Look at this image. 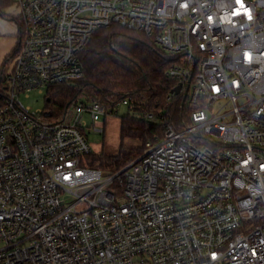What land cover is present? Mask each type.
Returning a JSON list of instances; mask_svg holds the SVG:
<instances>
[{
  "label": "built area",
  "instance_id": "2783aa9c",
  "mask_svg": "<svg viewBox=\"0 0 264 264\" xmlns=\"http://www.w3.org/2000/svg\"><path fill=\"white\" fill-rule=\"evenodd\" d=\"M14 2L24 30L0 76V264H264V0ZM114 24L167 53L182 83L169 98L186 114L105 173L88 163L85 116L131 97L58 116L22 95L48 88V101L82 78L94 32Z\"/></svg>",
  "mask_w": 264,
  "mask_h": 264
},
{
  "label": "trees",
  "instance_id": "16d2710c",
  "mask_svg": "<svg viewBox=\"0 0 264 264\" xmlns=\"http://www.w3.org/2000/svg\"><path fill=\"white\" fill-rule=\"evenodd\" d=\"M10 5H16L14 0H0V9ZM14 18L20 26L21 36L23 20L20 15ZM18 47L7 58L5 67ZM81 61L83 77L75 80L76 86L68 82L53 86L46 109L59 116L72 103L80 102L81 95L86 97L84 102L102 101L106 106H116L125 97H131L129 108L126 107L129 112L121 117V136L143 142L141 145H121L116 153L93 151L88 157L89 165L108 172L118 171L143 152L146 141L164 134L165 120L180 126L186 106L182 105L181 95L172 96L173 103L169 98L177 84L166 75L171 59L151 36L117 24L100 28L94 32ZM133 111L139 112L140 117H132ZM147 113H153L154 118L147 117Z\"/></svg>",
  "mask_w": 264,
  "mask_h": 264
},
{
  "label": "rangeland",
  "instance_id": "374dc122",
  "mask_svg": "<svg viewBox=\"0 0 264 264\" xmlns=\"http://www.w3.org/2000/svg\"><path fill=\"white\" fill-rule=\"evenodd\" d=\"M68 83L70 85L77 84L76 81ZM47 97L48 88H45L44 91H40L36 88L29 93L28 97L22 95V101L26 106L30 107L32 111L44 110L47 108ZM82 100H86L84 95L79 97V101ZM56 110H60V108L56 107ZM128 112L129 111L126 107H121L118 114L103 116L101 119L96 121L92 120L89 115L85 116L88 121V125L84 128V134L88 138L93 151L116 153L120 150L121 145L132 146L143 144V142L137 138H122L121 136V117L128 114ZM132 117H140V113L133 111ZM104 172L110 173L107 170ZM64 199L66 201H70L72 200V196L67 194L64 196Z\"/></svg>",
  "mask_w": 264,
  "mask_h": 264
},
{
  "label": "crops",
  "instance_id": "0c3cea01",
  "mask_svg": "<svg viewBox=\"0 0 264 264\" xmlns=\"http://www.w3.org/2000/svg\"><path fill=\"white\" fill-rule=\"evenodd\" d=\"M19 15L16 5L0 9V76L5 70L7 58L15 51L21 41L20 26L14 16Z\"/></svg>",
  "mask_w": 264,
  "mask_h": 264
},
{
  "label": "water",
  "instance_id": "95a60500",
  "mask_svg": "<svg viewBox=\"0 0 264 264\" xmlns=\"http://www.w3.org/2000/svg\"><path fill=\"white\" fill-rule=\"evenodd\" d=\"M181 87H182V83H179L176 87H175V92L176 94H178L181 90ZM50 98H48V101H49ZM47 115H49V112L46 113Z\"/></svg>",
  "mask_w": 264,
  "mask_h": 264
}]
</instances>
